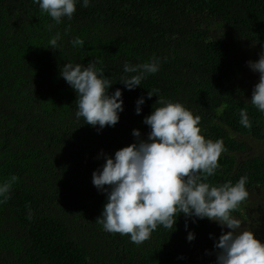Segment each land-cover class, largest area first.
<instances>
[{"label": "trees", "instance_id": "obj_1", "mask_svg": "<svg viewBox=\"0 0 264 264\" xmlns=\"http://www.w3.org/2000/svg\"><path fill=\"white\" fill-rule=\"evenodd\" d=\"M57 32L59 49L48 48ZM77 37L84 44L74 47ZM243 50L254 61L264 52V0H91L87 8L79 0L59 24L33 0H0V183L18 177L0 204V264H216L222 229L207 218L181 213L175 230L158 226L141 244L106 232L96 222L106 194L92 173L105 162L101 150L114 155L135 142L133 129L147 138L143 121L162 106L158 99L179 102L201 117L206 139L226 148L207 182L246 176L248 193L264 206L263 154L241 153L249 135L264 139V112L247 103L252 90L241 81L250 61ZM153 57L159 71L124 88V64ZM94 60L124 100L118 123L99 132L76 118V93L60 75L67 62ZM242 108L251 128L240 123ZM245 208L242 202L234 212Z\"/></svg>", "mask_w": 264, "mask_h": 264}, {"label": "clouds", "instance_id": "obj_2", "mask_svg": "<svg viewBox=\"0 0 264 264\" xmlns=\"http://www.w3.org/2000/svg\"><path fill=\"white\" fill-rule=\"evenodd\" d=\"M79 0H33L40 9L59 24L63 17L71 19ZM83 7L91 0H82ZM59 32L50 40L52 49H59ZM75 47L83 45L79 37L70 41ZM99 60L82 63L67 62L60 68L61 77L75 91L78 110L77 119L83 117L86 124L103 130L114 127L124 111L123 90L110 92L113 84ZM253 72L259 73V81L252 90L250 102L264 112V52L256 61H248ZM160 69V61L153 57L150 62L133 65L125 63L124 75L119 81L127 90L141 86L149 74ZM153 91H148L150 99ZM145 98L136 101V114L142 112ZM160 107L144 118L150 131L141 138L139 129H133L135 142L117 150L114 155L101 150L104 163L92 173V183L98 191L106 194L98 223L106 232L129 235L131 242L141 244L151 237L158 226L174 229L178 216L216 222L222 234L215 241L216 264H264V243L255 238L242 220L233 215L240 204L248 198L247 177L241 176L218 186L210 185L208 177L215 174L219 158L226 151L222 139H206L199 127L201 117L194 115L179 102L158 99ZM243 127L252 123L246 109L239 112ZM98 126V127H97ZM18 177L0 183V204L11 198L12 185ZM107 186V187H105ZM31 219V211L29 212ZM193 222H196L194 219ZM231 231H223L224 228ZM187 228V223H186ZM188 241L195 239L189 232Z\"/></svg>", "mask_w": 264, "mask_h": 264}, {"label": "rangeland", "instance_id": "obj_3", "mask_svg": "<svg viewBox=\"0 0 264 264\" xmlns=\"http://www.w3.org/2000/svg\"><path fill=\"white\" fill-rule=\"evenodd\" d=\"M245 52V57L247 60H253V51H246ZM246 75H250L249 79L247 78ZM241 81H247V86L249 87V90H253L254 86L256 83H258L259 78L256 74V72H253L250 68L245 70V78L244 75L241 76ZM245 84V83H244ZM251 145H254L255 147L253 148V151L255 152L254 154L261 155L263 154L264 156V141H256V140H249ZM249 198L251 201L247 200L244 201V204H248L252 206L253 210L260 209L258 211H249L247 209V213L244 215L242 214V210L240 209L237 212H234L233 215L241 219L242 222V227H247L249 228L253 233L255 238L261 241V243H264V206H257L254 203L253 198L249 194ZM226 231H231V229H227L226 227L224 228Z\"/></svg>", "mask_w": 264, "mask_h": 264}, {"label": "flooded vegetation", "instance_id": "obj_4", "mask_svg": "<svg viewBox=\"0 0 264 264\" xmlns=\"http://www.w3.org/2000/svg\"><path fill=\"white\" fill-rule=\"evenodd\" d=\"M237 137L242 138V135L238 134ZM249 137H250L249 139H243V142L245 143L247 149H246V151H242L241 153H245V154H247V155H249V154H253V156H259V155L254 154L255 152L253 151V148H254L255 146H254V145H251L249 140H256V141L261 142V141H264V139H262V140H258V139L254 138V137L251 136V135H249ZM239 156H241V155L239 154ZM259 157H261V156H259ZM263 157H264V156H263ZM244 205H245V207H246V208H245V214L248 212L247 209H248L249 211H258V210H260V209L253 210L252 206H250V205H248V204H244ZM259 206H260V205H259ZM259 206H258V207H259Z\"/></svg>", "mask_w": 264, "mask_h": 264}]
</instances>
